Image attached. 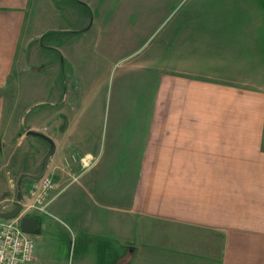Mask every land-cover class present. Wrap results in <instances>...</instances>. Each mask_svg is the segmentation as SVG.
Listing matches in <instances>:
<instances>
[{"label":"crops","instance_id":"obj_1","mask_svg":"<svg viewBox=\"0 0 264 264\" xmlns=\"http://www.w3.org/2000/svg\"><path fill=\"white\" fill-rule=\"evenodd\" d=\"M40 1L0 0V148L7 144L4 129L16 118L4 97L18 94L22 65L30 63L29 50L43 35L31 31ZM257 14L224 10L220 25L177 30L185 34L171 46V56H162L164 46L139 65L145 102L122 109L109 142L114 155L130 160L123 185L79 188H92L105 210L124 211L109 218L107 231L102 226L113 264L118 255L125 264H264V25L255 22ZM42 69L30 67L34 74ZM54 69L59 73V66ZM58 96L48 110L34 111L27 131H44L54 143L48 171H66L72 160L81 170L80 159L93 155L95 144L86 135L88 123L71 119L64 108L68 95ZM40 119L49 126L40 128ZM75 131L81 137L71 142ZM116 167L109 162L105 175H114ZM56 201L50 207L68 216L75 240L101 228H89L95 218H81L79 198ZM118 222L124 226L121 252Z\"/></svg>","mask_w":264,"mask_h":264},{"label":"rangeland","instance_id":"obj_2","mask_svg":"<svg viewBox=\"0 0 264 264\" xmlns=\"http://www.w3.org/2000/svg\"><path fill=\"white\" fill-rule=\"evenodd\" d=\"M224 10L256 12L255 22L264 25V0L40 1L31 17V31L34 35L43 34L44 38L40 39L41 36L34 41L29 50L30 63L22 65L25 68L19 75L18 94L4 97L6 109L14 108L16 118L13 117L10 126L4 129L7 144L0 148V209L14 210L19 191H22L23 200L29 198L34 181L24 179L19 187L20 176L38 175L50 150L47 140L29 135L32 130L27 131L34 111L48 110L51 101L60 100L57 95L67 94L64 108L69 110L71 119L79 116L82 122L88 123L86 135L95 144L91 151L93 155L89 156L87 165L80 162L81 170L72 160L66 171H48L47 168L45 175L56 185L55 192L60 193L55 205L79 198L82 201L81 218L93 217L97 223L89 224V228H101L89 239L77 241L68 216L56 211L54 206L49 207L47 214L38 215L41 232L32 236L36 248L33 264H113L112 247L105 250L108 233L102 228L108 230V220L115 213L103 208L92 188L87 193L79 188L98 182L117 188L123 185L124 174L128 173L125 164L129 165L130 160L124 155H114L109 142L115 122L122 121V109L125 107L126 111L128 105L141 107L145 102L141 83L139 85L143 74L139 65L156 58L164 46L162 56H171V46L173 49L176 41L181 39L179 34H185L177 30L203 31L211 24L220 25L225 17L222 19L218 15ZM248 18L249 15L244 16L246 22ZM260 30V38L264 39V27ZM197 35L201 37L205 32H197ZM31 66L42 67L41 74H34ZM55 66L60 67L59 73ZM131 72L130 95L125 96L124 83ZM37 124L40 128L49 126L45 119H40ZM80 137V131H75L71 142ZM76 153L73 151L74 159H78ZM109 162L117 163L112 176L105 175ZM139 164L140 161H135V168ZM123 212L118 210L115 215L119 218ZM116 234L117 250L121 252L124 248L122 223H117ZM110 243L112 246V241ZM117 259V264H125L123 257L118 255Z\"/></svg>","mask_w":264,"mask_h":264},{"label":"built area","instance_id":"obj_3","mask_svg":"<svg viewBox=\"0 0 264 264\" xmlns=\"http://www.w3.org/2000/svg\"><path fill=\"white\" fill-rule=\"evenodd\" d=\"M88 158H82L81 163L87 165ZM55 190L53 180L48 175L43 176L40 180L33 182L29 198L23 200L18 216L10 220L0 219V264L36 262L34 240L32 235L22 231L20 222L24 217L47 214L51 204L60 195Z\"/></svg>","mask_w":264,"mask_h":264},{"label":"water","instance_id":"obj_4","mask_svg":"<svg viewBox=\"0 0 264 264\" xmlns=\"http://www.w3.org/2000/svg\"><path fill=\"white\" fill-rule=\"evenodd\" d=\"M28 133H29V135L37 136V137H40L42 139L47 140L50 143L51 147H50V150L47 153V155H46V157L42 163L41 172L38 175H31V174L21 175L20 179H19V187H21V182L24 179H30L32 181L40 180L46 174L49 161L55 153V145L48 137H46L42 133L35 132V131H29ZM22 201H23L22 191H19L18 196H17L16 208L12 211H9V212H0V219L10 220V219L16 218L18 216L20 210H21V207H22L21 202ZM20 225H21L22 231L25 234L32 235V236L39 234L41 232V229H42L41 221H39L38 218L32 217V216L22 218Z\"/></svg>","mask_w":264,"mask_h":264},{"label":"flooded vegetation","instance_id":"obj_5","mask_svg":"<svg viewBox=\"0 0 264 264\" xmlns=\"http://www.w3.org/2000/svg\"><path fill=\"white\" fill-rule=\"evenodd\" d=\"M32 217H36L39 219V221H41V218L38 215H33Z\"/></svg>","mask_w":264,"mask_h":264},{"label":"bare ground","instance_id":"obj_6","mask_svg":"<svg viewBox=\"0 0 264 264\" xmlns=\"http://www.w3.org/2000/svg\"><path fill=\"white\" fill-rule=\"evenodd\" d=\"M45 176V175H44ZM23 202V201H22Z\"/></svg>","mask_w":264,"mask_h":264}]
</instances>
